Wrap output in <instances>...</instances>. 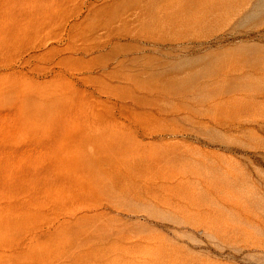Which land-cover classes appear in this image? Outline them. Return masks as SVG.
Returning a JSON list of instances; mask_svg holds the SVG:
<instances>
[{
    "label": "rangeland",
    "instance_id": "374dc122",
    "mask_svg": "<svg viewBox=\"0 0 264 264\" xmlns=\"http://www.w3.org/2000/svg\"><path fill=\"white\" fill-rule=\"evenodd\" d=\"M0 264H264V0H0Z\"/></svg>",
    "mask_w": 264,
    "mask_h": 264
}]
</instances>
